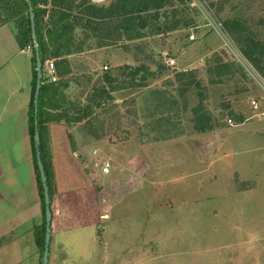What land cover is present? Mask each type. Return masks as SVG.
I'll list each match as a JSON object with an SVG mask.
<instances>
[{"label": "rangeland", "instance_id": "rangeland-1", "mask_svg": "<svg viewBox=\"0 0 264 264\" xmlns=\"http://www.w3.org/2000/svg\"><path fill=\"white\" fill-rule=\"evenodd\" d=\"M170 1L143 37L129 38L116 20L78 28L69 43L77 54L63 56L70 71L59 80L68 87L44 125L50 264H264V77L225 24L236 20L264 40V0ZM16 32L12 22L0 29V110L13 90L0 149L12 152L25 128L20 87L36 69L33 48L21 52ZM109 47L153 65L146 86L124 76L106 83V72L121 71L105 69ZM201 102L213 130L195 127ZM87 105L92 113L81 121L58 118L80 116ZM31 115L30 102L29 127ZM31 144L40 211L3 224L0 264H43L46 215ZM11 216L0 214V223Z\"/></svg>", "mask_w": 264, "mask_h": 264}, {"label": "trees", "instance_id": "trees-1", "mask_svg": "<svg viewBox=\"0 0 264 264\" xmlns=\"http://www.w3.org/2000/svg\"><path fill=\"white\" fill-rule=\"evenodd\" d=\"M68 1L71 2L68 3ZM74 1L75 0H52L53 5L59 7L62 14L59 15L58 19H50L49 21H46L45 15L48 12V0H32L36 14L37 35L41 48L42 61L45 63L47 59L54 58L59 78L63 77V75H66L70 71L68 60L63 58V56L70 53L71 50L69 43L73 39L76 28L83 23L81 20H70L71 13L75 9L72 4ZM90 1L91 0H82L80 4L77 5L81 14L88 16V19L84 23L86 26L98 30L101 27H105L108 22L116 20L118 21L119 28L132 39L143 37V31L150 26V22L153 20H159L162 16H165L166 14L163 10L171 3L170 0H113L109 6H96L94 3L91 4ZM11 22L14 23L17 28L16 38L21 49H26L31 46L35 53L29 4L27 0H0V26ZM225 24L227 30L235 36V39L241 45V52L244 57L247 58V60H249V62L264 77V40L257 38L255 34L251 35L243 33L242 31L244 28H242L241 24L236 20H227ZM34 60L37 61L36 53L34 54ZM118 69L121 70L119 75L114 74L113 72L105 73L104 78L106 83L112 85L119 80V76H124L130 79L129 86H133L134 83L138 87L146 86V80L151 73L149 72V68L144 65L137 67L125 65ZM136 81L138 82L136 83ZM36 82L37 70L35 69L31 100L32 124L30 126V134L33 144H35L34 95ZM66 87H68V82L61 79H58L57 81L50 80L47 82L46 78L43 77L39 104V126L42 140L43 161L47 172L51 201L52 190L49 178L50 170L45 160L43 143L45 137L44 125L46 123V117H49L50 115V111L55 110L59 106L58 100L55 98L58 97L57 99H63V89ZM101 93V96L109 95V92L106 90H103ZM232 112L233 111L230 113ZM79 113H81L80 116L72 119L65 117L63 113H60L58 118L74 122L81 121L92 113L90 105L85 106ZM194 114L195 127L198 131L206 132L214 129L215 125L212 116L205 108H203L202 102L194 108ZM237 118L239 123L243 121L242 115H239ZM34 155L37 163L35 146ZM37 168L39 170L38 165ZM39 176L40 189L43 191L44 212L46 215L44 188L41 181L40 170ZM43 232V237H45L46 228H44Z\"/></svg>", "mask_w": 264, "mask_h": 264}, {"label": "crops", "instance_id": "crops-1", "mask_svg": "<svg viewBox=\"0 0 264 264\" xmlns=\"http://www.w3.org/2000/svg\"><path fill=\"white\" fill-rule=\"evenodd\" d=\"M81 1L82 0H75L72 2L75 9L71 13L70 20H81V22H83L79 27L76 28L75 31H77L78 28H81L82 30L91 28L84 24L88 19V16L81 14L80 10L77 8V5L80 4ZM112 1L113 0H91L90 2L91 4L94 3L96 6H109L103 3L109 2L108 4H111ZM70 2L71 1H68V3ZM47 9L48 12L45 15L46 21H49L50 19H58L59 15L62 14L61 9L54 6L52 0H48ZM3 26L4 25L0 26V29ZM26 49H21V52H28ZM76 54L77 53L74 52L70 53L68 58L71 59V56ZM103 54H105L108 59V66L110 64L112 67L119 68L125 65H130L132 67L144 65L146 67H150L151 71L154 70L153 65L149 63L139 64L129 49L124 50L121 48L113 51L110 50L109 47V49L105 50ZM5 63L6 62H4V65ZM32 80L33 69L31 68L30 76L27 78L26 84L20 87L21 93H24V101H20V108L18 103L17 109L15 110V112H17L19 108L23 111L25 116V128L23 130L24 133L21 142L19 143L18 141L17 144V141L15 140L16 143H14L15 145L13 144V152L11 151L10 147H4L3 149H0V214H12V216L9 218V221L0 223V229L4 227L3 224H5V228H10L14 223H17V226L22 220L26 218H33V216L38 214L40 211L39 190L33 163L32 142L29 127V104L32 99L33 89ZM10 92H12V94L7 96L6 102L0 110V118H2V115H4L2 119L4 120L5 125L8 124L9 120L10 123H13V106H11L13 101V90ZM17 102L18 100H15V103ZM14 115H16V113ZM5 127L8 126L6 125ZM11 131H13L11 127L10 129L6 130L7 133ZM1 136L2 133L0 131V140H2ZM17 169H20L22 173H19V176H17Z\"/></svg>", "mask_w": 264, "mask_h": 264}, {"label": "water", "instance_id": "water-1", "mask_svg": "<svg viewBox=\"0 0 264 264\" xmlns=\"http://www.w3.org/2000/svg\"><path fill=\"white\" fill-rule=\"evenodd\" d=\"M29 4L32 36L36 53V70H37V82L34 95V125H35V135H34V146L36 152L37 165L40 170L41 181L44 188V198H45V209H46V233H45V250L43 264H50V254H51V242H52V221H53V211L51 207V194L48 186V177L45 169V164L43 161L42 152V140L39 126V104H40V94L42 88V80L44 77V63L41 57V48L39 44V39L37 35L36 27V14L33 6L32 0H27Z\"/></svg>", "mask_w": 264, "mask_h": 264}, {"label": "built area", "instance_id": "built-area-1", "mask_svg": "<svg viewBox=\"0 0 264 264\" xmlns=\"http://www.w3.org/2000/svg\"><path fill=\"white\" fill-rule=\"evenodd\" d=\"M224 28L225 27H223V29ZM193 37L194 36H192V38ZM108 68H109V66L108 65H105V69H108ZM43 70H44V73H46V74H48L50 76V78L52 79L51 81H57L59 79L58 73H57V69H56V62H55V59L54 58L47 59L45 61ZM231 121L232 120H230V122ZM110 171H111V164H110V162H105L101 166V173L107 174V173H110Z\"/></svg>", "mask_w": 264, "mask_h": 264}]
</instances>
